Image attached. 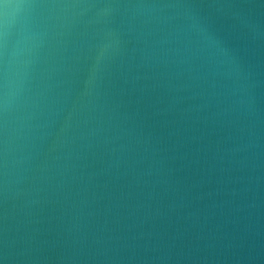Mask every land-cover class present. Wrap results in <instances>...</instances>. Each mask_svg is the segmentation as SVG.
Masks as SVG:
<instances>
[{
	"label": "water",
	"instance_id": "95a60500",
	"mask_svg": "<svg viewBox=\"0 0 264 264\" xmlns=\"http://www.w3.org/2000/svg\"><path fill=\"white\" fill-rule=\"evenodd\" d=\"M0 264H264V0H0Z\"/></svg>",
	"mask_w": 264,
	"mask_h": 264
}]
</instances>
